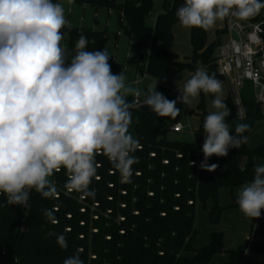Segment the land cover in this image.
<instances>
[{"label": "trees", "instance_id": "1", "mask_svg": "<svg viewBox=\"0 0 264 264\" xmlns=\"http://www.w3.org/2000/svg\"><path fill=\"white\" fill-rule=\"evenodd\" d=\"M73 1L117 14L130 43L141 49L138 74L156 79L157 91L169 100L176 99L169 88L171 67L193 74L196 69L204 68L223 80L215 61L217 48L227 36L226 27L218 29L216 39L210 43L208 30L191 28L193 53L183 59L167 48L174 41L173 29L178 23L175 13L184 0H164L163 11L154 25L148 19L155 0ZM250 20H264V10ZM62 31L67 33L66 47L69 49L81 35L88 40L87 50L106 48L107 30L70 26ZM147 48L149 53L144 51ZM206 96L214 99L210 94H201L197 106L199 125L192 140L166 136V131L178 122L181 112L176 119L158 117L147 105L135 104L130 131L139 139L141 147L134 153L139 160L133 165L131 183H121L118 171L99 154L96 157L97 178L90 185L95 191L94 197L81 198L78 193H69L64 188L67 176L63 169L52 177L58 188L55 199H44L33 190L30 208H22L8 205L6 197L0 194V264H63L64 259L77 250L84 264H208L219 253L228 255L222 264H240L249 244L225 250L222 232H212L211 242L205 247L193 245L200 232L196 226V211L201 205L207 210L210 223L217 225L225 209L239 208L234 194L230 205H221L219 191L226 187L233 192L253 179L254 166L259 159H264V144L252 148L245 142L239 149H230L226 157L213 155L208 163L217 164L216 171L201 170L203 122L209 113L205 106ZM128 99L132 101L133 97ZM225 102L231 112L227 118L229 123L249 125L245 136L258 121L264 120L262 104L255 99L244 101V118H239L231 96ZM176 106L181 110L178 102ZM235 123L232 124L233 134ZM243 156L248 157L245 170L238 164ZM189 161L195 164L191 166ZM209 200L214 203L211 208L207 206ZM44 209L54 211L56 224L46 220ZM48 233L63 234L68 248L61 249L56 235Z\"/></svg>", "mask_w": 264, "mask_h": 264}, {"label": "clouds", "instance_id": "2", "mask_svg": "<svg viewBox=\"0 0 264 264\" xmlns=\"http://www.w3.org/2000/svg\"><path fill=\"white\" fill-rule=\"evenodd\" d=\"M261 10L264 0H184L175 15L186 28L208 30L226 19L248 21ZM65 28L70 24L62 2L0 0V194L8 205L30 208L33 190L44 199H55L58 188L51 178L62 169L69 193L94 197L90 185L97 178L99 154L118 171L121 183L132 182L133 165L139 160L134 153L141 145L130 128L141 91L127 83L123 71L113 74L106 49L87 50L85 36L72 49L66 47ZM178 90L180 95L169 100L157 91L156 81L147 86L144 104L158 117L176 119L181 112L177 102L191 107L202 93L214 96L213 111L203 122L204 158L199 165L214 172L218 165L209 164V159L239 149L247 141L249 125L228 122L231 112L223 82L204 68L196 69ZM253 171V179L236 197L239 210L251 219L260 218L264 210V164ZM43 214L57 223L52 209ZM48 235H56L61 249L68 248L63 234ZM63 264H84L79 250Z\"/></svg>", "mask_w": 264, "mask_h": 264}, {"label": "rangeland", "instance_id": "3", "mask_svg": "<svg viewBox=\"0 0 264 264\" xmlns=\"http://www.w3.org/2000/svg\"><path fill=\"white\" fill-rule=\"evenodd\" d=\"M61 2L64 3L66 9V18L69 21L70 26L77 28H87L92 30H103V31L107 30L108 41L105 49L112 56L109 60V63L111 65V71L113 72V74H119L121 71H123L127 77V83L139 89L141 91V97H143L142 95H144V92L147 89V87L145 86H149L155 83L157 80L148 75L142 77L141 75L143 74H138L137 63L141 53V49L137 46H133L132 44H130L129 37L124 33V30L121 29L119 25V19L117 14L105 8L96 11L95 8L91 6L84 7L83 5H80L75 2L69 5L67 3V0H61ZM162 3L163 0L155 1L156 5L153 9V13L151 17L148 19V22L150 24L154 22L153 17L155 15V12L161 9ZM119 31H121V34L118 37L117 34ZM213 34L214 32H212L210 36H212ZM223 38H227V37L224 36ZM173 70H174V74L172 77L173 79L169 82L170 90H172V88L174 87L179 86V84L182 82V81L179 82V78L181 79V77L185 76V74L182 71H179L175 67L173 68ZM137 76H139L138 78H140L138 84L135 83ZM190 77L191 75L188 74L186 79L188 80ZM176 79H178V81H176ZM221 81L223 82V89H225L226 90L225 92L227 93L228 87L225 84L224 80ZM172 95H174L175 97L178 96L177 94H172ZM241 97L243 98L244 101L255 99V89L252 81L246 80L244 82V85L241 88ZM200 100H201V95L192 101L191 107H185L182 103L178 102L181 107V118H182L181 121L186 126V129L183 132H174L171 129H169L168 131H166V136L168 138L192 140L193 131L194 129H196L199 120L198 114L193 110H197V105L200 102ZM205 100L208 106H210L211 110H213L211 107L213 99L207 97ZM262 110L264 113V104L262 105ZM221 191L224 193H228L230 195L229 188L223 187L220 190V193ZM202 217H204V219ZM208 220H209V216L207 210L204 209L201 205H199L196 211V226L200 231L199 235L203 234L202 229L204 228L203 226L205 225L204 222H207L209 224ZM253 222L255 223V219ZM254 223L251 224L250 227L251 231L254 227ZM199 226H201L202 228Z\"/></svg>", "mask_w": 264, "mask_h": 264}, {"label": "crops", "instance_id": "4", "mask_svg": "<svg viewBox=\"0 0 264 264\" xmlns=\"http://www.w3.org/2000/svg\"><path fill=\"white\" fill-rule=\"evenodd\" d=\"M155 5L156 4H154V7ZM84 7H87V6H84ZM162 11H163V3H162L161 9L155 12V15L153 17L154 22L151 25L155 24L157 16L160 13H162ZM225 26H226V20L223 22H217L215 26L208 29V42L210 43L214 41L216 39V31L218 29L224 28ZM173 30H174L175 38H174V41L169 46H167V48L171 50L172 52L177 53L181 59L191 56L193 53V46L191 43V28H186L178 22L174 26ZM212 32H214V34L210 36ZM225 40L226 38H223V41ZM138 63H139V59H138ZM138 63H137V72H138ZM173 68L174 67H171L169 70V80L170 81L173 79L172 78L174 74ZM182 72L185 74V76L181 77V79L179 78V82L182 81L179 85L187 81L186 77L188 76V74H190L191 76L193 75V73L187 70L182 71ZM176 81H178V79H176ZM224 82L228 87L227 93L225 92L226 90L223 89V98L226 99L227 97L230 96V88L225 80ZM207 97L209 96H206V98ZM205 106H208V104L206 103V100H205ZM206 109L209 112L213 111L211 110L210 106L206 107ZM193 111L197 113V110H193ZM181 119L182 118L180 115V118L178 121L182 122ZM182 124L184 125V123ZM198 125H199V120H198L196 129L198 128ZM185 129H186V126L184 125L183 131ZM196 129H194L193 131L192 138H193V135ZM246 144L252 148L256 147L259 144H264V120H260L256 123L255 127L247 135ZM258 164H264V159H259L257 161V165ZM240 188L241 186L236 187L233 190V192L230 191V195L222 191L220 193L219 191L220 204L224 206L230 205L233 202V194L237 196ZM213 204H214L213 201L209 200L207 203L208 208H211ZM202 218L204 219V217ZM254 219H255V223L253 222ZM254 219L246 217L239 210V208L225 209L222 213L221 221L219 224L213 225L210 223L209 220H208L209 224L207 222H204L205 225L203 226L204 228L202 229L203 234H200L195 238L193 245L196 248L205 247L209 245L211 242L212 232L214 231L222 232L224 234L223 248L225 250H232L246 243L249 244L247 251L245 252V254L243 255L240 261V264H264V210H262V215L260 218H254ZM252 223H254V227L251 231L250 227ZM189 255L191 256L192 254H189ZM227 257L228 255L226 253L216 254L208 264H222L224 261L227 260Z\"/></svg>", "mask_w": 264, "mask_h": 264}, {"label": "built area", "instance_id": "5", "mask_svg": "<svg viewBox=\"0 0 264 264\" xmlns=\"http://www.w3.org/2000/svg\"><path fill=\"white\" fill-rule=\"evenodd\" d=\"M227 38L217 48L216 65L218 73L227 82L230 96L236 106L239 118L245 117L244 100L241 88L246 80L252 81L256 102L264 104V20L254 22L226 20ZM121 34L120 32H118ZM67 35L63 43L65 44ZM66 46V45H65ZM149 53L150 49H144ZM145 77L146 74L141 75ZM137 76L135 83H139ZM183 83L179 86L182 87ZM171 94L180 95L178 86ZM135 104H144L141 95L135 98ZM174 132H182L184 125L178 121L170 127Z\"/></svg>", "mask_w": 264, "mask_h": 264}, {"label": "water", "instance_id": "6", "mask_svg": "<svg viewBox=\"0 0 264 264\" xmlns=\"http://www.w3.org/2000/svg\"><path fill=\"white\" fill-rule=\"evenodd\" d=\"M247 161H248V157H247V156H243V157H240V158L238 159L239 167H240L242 170H245V168H246V164H247Z\"/></svg>", "mask_w": 264, "mask_h": 264}]
</instances>
